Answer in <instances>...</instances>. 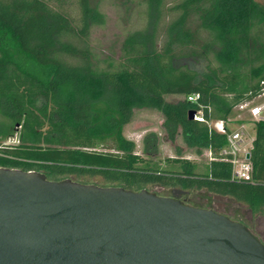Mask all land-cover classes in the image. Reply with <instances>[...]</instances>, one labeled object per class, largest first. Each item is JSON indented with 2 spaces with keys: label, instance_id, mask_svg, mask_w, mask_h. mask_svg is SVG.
Masks as SVG:
<instances>
[{
  "label": "trees",
  "instance_id": "obj_1",
  "mask_svg": "<svg viewBox=\"0 0 264 264\" xmlns=\"http://www.w3.org/2000/svg\"><path fill=\"white\" fill-rule=\"evenodd\" d=\"M166 2L139 0L143 26L125 33L118 59L100 65L88 39L106 21L101 0H0V167L55 181L98 175L104 182L96 185L134 191L149 184L204 189L264 213V121H253L249 181L231 178V162L221 154L226 134L208 125L230 118L264 80V4ZM192 93L197 101H187ZM135 108L159 111L170 143L181 135L188 147L207 149L208 171L195 172L181 157L167 159L177 170L146 166L159 139L148 133L136 153L123 135ZM190 109L203 121L190 120ZM12 138L16 143L6 144Z\"/></svg>",
  "mask_w": 264,
  "mask_h": 264
},
{
  "label": "water",
  "instance_id": "obj_2",
  "mask_svg": "<svg viewBox=\"0 0 264 264\" xmlns=\"http://www.w3.org/2000/svg\"><path fill=\"white\" fill-rule=\"evenodd\" d=\"M172 190L0 167V264H264V244L243 223Z\"/></svg>",
  "mask_w": 264,
  "mask_h": 264
},
{
  "label": "rangeland",
  "instance_id": "obj_3",
  "mask_svg": "<svg viewBox=\"0 0 264 264\" xmlns=\"http://www.w3.org/2000/svg\"><path fill=\"white\" fill-rule=\"evenodd\" d=\"M264 4V0H258ZM167 6L172 4V0H167ZM101 11L105 14L106 21L101 26H94L90 30L89 45L100 65L103 60H115L120 55V47L123 36L126 32L140 28L144 23V6L139 0H101ZM71 16L75 17L76 8L68 6ZM169 17H165V21ZM191 68H199L192 61L184 60ZM183 62V63H184ZM182 98L181 95H167L166 100H175ZM232 129L238 128L240 123L246 125L245 140L251 144L254 137L253 118L247 108L235 109L230 117ZM163 121L162 114L154 109H134L131 121L123 127L125 138L135 143V151L142 153L143 138L151 132L158 135V153L153 157H145L146 166H151L161 170H177L178 164L169 162V158H186L193 162L194 171L197 173H206L208 171L211 154L207 149L201 148L199 151L196 147H188L179 135L175 144L170 143L165 138L164 130L161 126ZM240 121V123H237ZM16 143L15 138L9 139L6 144ZM72 180L87 182L92 184H102V177L96 176H75L70 177ZM151 193L159 196H173V190L169 187H162L158 184H149L145 188ZM177 194V193H176ZM184 198V203L190 206L215 209L225 214L230 219L243 223L252 231L264 244V213H252L250 209L242 203L236 202L227 196H217L209 194L204 189L200 191H186L180 194Z\"/></svg>",
  "mask_w": 264,
  "mask_h": 264
},
{
  "label": "built area",
  "instance_id": "obj_4",
  "mask_svg": "<svg viewBox=\"0 0 264 264\" xmlns=\"http://www.w3.org/2000/svg\"><path fill=\"white\" fill-rule=\"evenodd\" d=\"M198 98V93H192L186 97L187 101L190 102L197 101ZM238 108H247L254 121H264V80L260 82L257 94L251 100L240 103ZM194 118L195 120L203 121L200 110H195ZM208 125L211 129L226 134L227 142L221 150V154L231 162V178L235 180H251L252 164L250 158L246 157L250 149L244 148L246 125L240 123L238 128L232 129L230 127V118L226 121H210Z\"/></svg>",
  "mask_w": 264,
  "mask_h": 264
},
{
  "label": "crops",
  "instance_id": "obj_5",
  "mask_svg": "<svg viewBox=\"0 0 264 264\" xmlns=\"http://www.w3.org/2000/svg\"><path fill=\"white\" fill-rule=\"evenodd\" d=\"M253 138H254V137H253ZM253 138L251 139V143H252ZM244 148H246V149H250V148H251V144H247V143L245 142V144H244Z\"/></svg>",
  "mask_w": 264,
  "mask_h": 264
},
{
  "label": "flooded vegetation",
  "instance_id": "obj_6",
  "mask_svg": "<svg viewBox=\"0 0 264 264\" xmlns=\"http://www.w3.org/2000/svg\"><path fill=\"white\" fill-rule=\"evenodd\" d=\"M179 199L182 200L184 202V198H182L181 196H179ZM214 210V209H213Z\"/></svg>",
  "mask_w": 264,
  "mask_h": 264
}]
</instances>
